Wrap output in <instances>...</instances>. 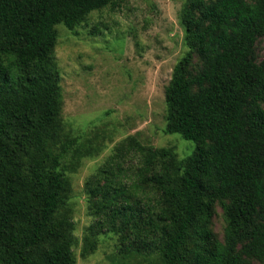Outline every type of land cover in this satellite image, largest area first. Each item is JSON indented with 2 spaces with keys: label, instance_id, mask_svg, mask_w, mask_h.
Here are the masks:
<instances>
[{
  "label": "trees",
  "instance_id": "16d2710c",
  "mask_svg": "<svg viewBox=\"0 0 264 264\" xmlns=\"http://www.w3.org/2000/svg\"><path fill=\"white\" fill-rule=\"evenodd\" d=\"M122 1L0 0V264H75L66 173L97 151L62 122L56 26L73 31ZM180 24L186 52L165 89L164 133L195 149L183 159L161 149L131 184L101 170L89 207L108 231L151 244L159 264L264 263V57L254 51L264 0H185ZM216 204L222 241L210 230Z\"/></svg>",
  "mask_w": 264,
  "mask_h": 264
},
{
  "label": "rangeland",
  "instance_id": "374dc122",
  "mask_svg": "<svg viewBox=\"0 0 264 264\" xmlns=\"http://www.w3.org/2000/svg\"><path fill=\"white\" fill-rule=\"evenodd\" d=\"M184 3L124 0L115 9L90 13L73 31L56 26L62 122L97 151L82 158L75 172L66 173L75 264H159L151 244L108 231L89 207L86 186L101 170L107 180L131 184L141 163H156L163 148L172 149L179 159L193 153V142L164 133L165 89L186 52L180 24ZM254 51L259 60L264 57V36ZM94 181L99 186L104 182ZM224 227L216 204L210 225L216 240H223Z\"/></svg>",
  "mask_w": 264,
  "mask_h": 264
}]
</instances>
